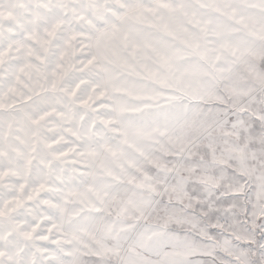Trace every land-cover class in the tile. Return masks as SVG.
I'll return each instance as SVG.
<instances>
[{"label": "snow or ice", "instance_id": "1", "mask_svg": "<svg viewBox=\"0 0 264 264\" xmlns=\"http://www.w3.org/2000/svg\"><path fill=\"white\" fill-rule=\"evenodd\" d=\"M0 264H264V0H0Z\"/></svg>", "mask_w": 264, "mask_h": 264}]
</instances>
